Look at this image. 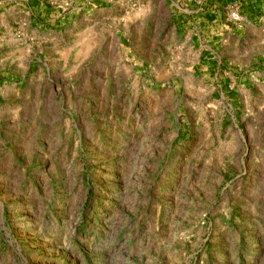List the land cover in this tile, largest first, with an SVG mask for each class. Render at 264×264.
Returning a JSON list of instances; mask_svg holds the SVG:
<instances>
[{
  "label": "rangeland",
  "instance_id": "rangeland-1",
  "mask_svg": "<svg viewBox=\"0 0 264 264\" xmlns=\"http://www.w3.org/2000/svg\"><path fill=\"white\" fill-rule=\"evenodd\" d=\"M235 14L0 0V264H264V45L233 59Z\"/></svg>",
  "mask_w": 264,
  "mask_h": 264
},
{
  "label": "crops",
  "instance_id": "crops-1",
  "mask_svg": "<svg viewBox=\"0 0 264 264\" xmlns=\"http://www.w3.org/2000/svg\"><path fill=\"white\" fill-rule=\"evenodd\" d=\"M235 4L239 7V13L243 17L246 18V25L243 29H241L240 35H238L237 40H235V49L236 53L235 58H239L240 54L242 55L245 62H258L261 58V52L258 50V46L264 45V24L262 21L264 20V0H234ZM207 6V5H205ZM208 10H198L196 17L208 18L209 17ZM208 15V16H207ZM183 24L181 27L185 25L184 21H179L176 23ZM260 35V36H259ZM247 50L240 52L241 44L247 43ZM258 50V51H257ZM244 62V63H245ZM241 62L233 63V72L236 75H241ZM238 80H244L242 76L237 78Z\"/></svg>",
  "mask_w": 264,
  "mask_h": 264
},
{
  "label": "built area",
  "instance_id": "built-area-1",
  "mask_svg": "<svg viewBox=\"0 0 264 264\" xmlns=\"http://www.w3.org/2000/svg\"><path fill=\"white\" fill-rule=\"evenodd\" d=\"M238 16H240V15L235 14V15H234V18L238 20V19H239Z\"/></svg>",
  "mask_w": 264,
  "mask_h": 264
}]
</instances>
